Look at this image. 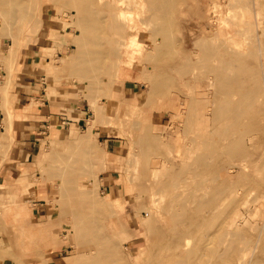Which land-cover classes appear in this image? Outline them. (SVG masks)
Wrapping results in <instances>:
<instances>
[{"label": "rangeland", "instance_id": "1", "mask_svg": "<svg viewBox=\"0 0 264 264\" xmlns=\"http://www.w3.org/2000/svg\"><path fill=\"white\" fill-rule=\"evenodd\" d=\"M108 1L113 2L114 10L100 15L98 26L100 38L107 42L94 46L103 58L98 69L88 72L86 69L93 64L84 58L74 68H61L67 56L78 54L77 40L84 33L76 2L0 0V46H13L10 54H0V58L13 56L6 67V81L10 85L21 69L14 54L19 57L21 48L42 40L50 46L44 52V58L49 57L50 62L44 59L37 71L43 73L47 92L64 93L79 106V112L71 116L73 123L42 138L41 150L21 164L11 180L13 183L28 175L27 181L35 187L13 195L7 184L0 188V229L7 234L3 249L16 255V264H66V256L73 255L78 257L73 264H97L96 250L79 239L74 215L61 212L57 184L70 178L78 184L93 186L95 197L105 206L116 202L108 201L113 197L121 203L115 208L118 211L103 210L98 219L104 220L109 233L116 237V255L121 258L117 264H156L166 254L175 252L173 245L178 242L171 239V212L162 207L163 202L162 206L152 203V191L158 188L150 185L149 179L153 177L156 182H169L165 200L179 195L184 204L188 202L184 206L189 215L199 208L196 196L221 197L217 207L201 212L212 216L213 224H221L224 230L238 212H244L241 244H252L254 248L258 243L257 249L248 254V264L257 260L255 264H264V93H255L254 110L243 115L245 128L235 127L230 116L214 120L210 114L208 121L203 119L208 109L203 99H215L217 106L221 96H225L221 93L230 89L218 82L217 74L208 65L222 63L229 53L235 52L229 46L245 52L251 50L242 51L245 67L251 73L257 72V79L252 78L250 84L264 89V50L261 54L257 43L259 35L264 39V0H165L173 5L168 11L154 8L159 0ZM120 6L128 18L137 22L156 15L160 24L159 16H166L168 36L153 32L148 24H139L137 30L127 24L113 26L112 21L120 20L116 16ZM139 29L144 32L140 31L142 35L136 38ZM226 31L232 32L234 41L222 37L223 32L229 35ZM134 33L139 40L131 47L127 41ZM205 37L213 45L210 50L199 44ZM221 37L226 46L220 42ZM156 38H160V44L153 54L150 47ZM83 47L87 49L89 44ZM139 48L142 50L138 51ZM232 90L228 91L240 98L238 90ZM194 99L195 115L191 110ZM91 100L103 105L104 113L90 137V146L97 150L99 162L89 169L88 153L72 145L70 138L73 134H88L89 122L95 118ZM81 117L84 119L74 122ZM215 133L221 134L209 139L214 145L209 151L202 134ZM71 197L76 199L77 194ZM37 202L44 207L40 216L36 215ZM20 205H25V218L18 210ZM185 217L179 228L189 234L191 219ZM38 225H42L45 235L29 230V226Z\"/></svg>", "mask_w": 264, "mask_h": 264}, {"label": "bare ground", "instance_id": "2", "mask_svg": "<svg viewBox=\"0 0 264 264\" xmlns=\"http://www.w3.org/2000/svg\"><path fill=\"white\" fill-rule=\"evenodd\" d=\"M71 1H73L74 3L76 2V4H77L78 11L81 13L79 25H81L85 31L83 30L84 33H82L80 38L77 40L78 47L80 48L78 54H74V55L72 54L70 56H67V58L63 60V64H62L61 68H63V69L74 68L76 65H78V63L82 60V58H84L93 64V65H91V67L87 68L86 70L88 72H94L96 69H98L101 58H103L102 53L100 51L96 50L94 46H96L100 43L104 44L107 42L106 38H104V37L100 38L99 33H98V26L100 23L99 17H100V15L105 13L106 11L110 12V11L114 10L113 9V2L108 1V0H71ZM122 1L123 0H120V3ZM157 2L158 3L154 6L155 9H158L161 11H168L169 9L173 8V5L166 3L165 0H159ZM133 3H135V1H133ZM229 4H232V3H229ZM119 8H120V12H116V16L120 17V20L112 21L113 26L114 25L115 26H121V25L127 24L128 27L133 30V29L139 27L138 26L139 24L140 25L141 24L142 25L148 24V25L152 26L151 29L153 32H155L157 34L164 33L166 36H168L169 30L165 25V21L167 20L166 16H159L162 19V22L160 24L156 19V15L143 17L142 22L141 21L137 22L131 18H128V15L123 12L121 6ZM229 18H230V16H229ZM251 24H253V23H251ZM137 29H135V30H137ZM239 29L237 28V30H239ZM138 31H137L138 32L137 36H135V33L131 34L129 40L127 41V45L130 46V44L132 43L134 46L138 43L139 38L138 39H136V38L139 35H142L141 32H144V30L141 31V29H139ZM234 32L236 33V30ZM252 32H253V30H252ZM224 33L225 32H223V36H222L223 38L225 35L229 41H231V40L234 41V39H232L233 34L231 31H226V33H229V35L228 34L226 35ZM243 33H242V35H243ZM263 33H261V34H263ZM239 34H241V33H239ZM247 35H249V34H247ZM210 39H212V41L215 40L214 37L213 38L211 37ZM222 39H219V40H222ZM219 40H216V41L218 42ZM159 41H160V38H156L152 41L153 46L151 45L152 47H150V51L153 54H154V50L157 52L156 47L158 46V44H160ZM248 41H251V40H248ZM220 42L222 43V45L226 44V43L225 44L223 43L224 39H223V41H220ZM257 43H258V47L261 51L260 53L262 54V50H264L263 49L264 39H262L260 35L258 36V42ZM86 44H89V48L84 49L83 46ZM132 44H131V47H132ZM199 44L203 45L205 48H208L209 50L213 48L212 43L208 42L206 37L202 38L199 41ZM218 44L220 45V43H218ZM229 45L230 44L228 43V46ZM12 47L13 46H11V48H9L6 55L8 53L9 54L11 53ZM229 48L232 49L233 51L235 49V52L229 53L227 55L228 57L226 59H223L222 63H218V64L217 63H214V64L209 63L208 65H209V68L213 72H215V75L217 74V76L219 78L218 82H221L222 86L223 85H229L231 91H233L232 89H234V88L237 89L238 92L240 93V98H235L234 95H232L230 93V91H228L230 89L227 90V88H226V90L228 92L225 90L221 93V95L224 94L225 96L224 95H223L224 97L221 96V99L219 100V103L217 106H215V103L217 100L215 101V99L205 97L206 99H203V100H205L204 102L207 101L206 103H208L207 104L208 109L205 113H203V119L205 122L208 121L210 118V114H211V116L213 114L214 120L215 119L218 120V118H220L223 115H225L227 118L230 116L234 120L235 127L240 126L241 127L240 129H242V128H245V123L242 120V117H244L243 115L245 113L249 114L252 112V110H254L253 109V102L257 100V96L255 95V93H264V89L261 90V88L258 84H256V85L254 84L252 86L250 84L252 78L257 79V72L253 71L251 73L249 71L248 67H245L244 62H243L244 59H243V52H242V51L245 52V50L240 51V49L237 47L238 48V51H237L236 50L237 48L234 46H233V48L231 46H229ZM215 49H216V47H215ZM137 50L141 51L142 48H139ZM249 51H251V50H249ZM249 51H247V52H249ZM247 52H245V53H247ZM106 53H108V52H106ZM210 54H211V52L209 51L208 56ZM214 56H215V54H214ZM82 61H84V60H82ZM185 69L186 68H184V70ZM251 74L253 75V77ZM211 84L212 83H210V86H211ZM212 87H215V86L212 85ZM221 88L225 89L223 87H221ZM215 98H216V96H215ZM95 100H91V103H92L91 105L93 106V110L95 112V118L93 119V122H89L88 134H82V135L73 134L70 138V143L72 145H74L76 147L77 146L82 147L88 153L87 154L88 155L87 164H89V169H90V166H93V165L97 164V162H99V160H98L99 156H98L97 150L92 149L90 146V137L92 136L94 129L97 126H99V124L101 123V116L104 113L103 105H98ZM195 102H197V101L194 99V101L192 102V105H191V110H192L194 115H195V111H196V110L194 111V109H195L194 106L197 105ZM199 103H201V102H199ZM198 105L201 108V106H200L201 104H198ZM200 108H199V110H200ZM191 120H193V119H191ZM229 125L230 124H228V126ZM218 127H220V126H218ZM11 128H10V131H11ZM71 132H75V131L72 130ZM78 134H79V132H78ZM219 134H221V133H215L214 135L202 134V137L206 138L205 144H206L207 149L209 151L213 150V148H214L213 143H211L209 139H211V137H213V136L214 137L219 136ZM232 145H234V143ZM229 147L231 148L233 146L229 145ZM146 148H147V145H146ZM107 153L108 152H106V154ZM69 158H71V157H69ZM76 159H77V157H76ZM82 160H84V159H82ZM81 166H82V164H81ZM69 167H71V166H69ZM89 169H87V170L89 171ZM70 170H71V168H70ZM77 170H79V169H77ZM80 171H82V170H80ZM71 173H74V172H71ZM79 174H80V172H79ZM27 176L22 175L15 182L6 185L7 187H9V190L11 189L12 195H13V193H20L21 194L24 189L35 187V185H33V183H30L27 181ZM149 180H150V185L152 188L155 186H158L157 190L154 188V190L152 191V194H151L152 203L154 206L155 205L157 206L159 203H161V206H162L163 203H165L164 206H162V207H164L165 210H167L168 212H171V215L169 218L171 221L170 222V229L173 231V234L171 235V239L172 240L175 239V241L178 242L176 245H173V247L176 249V251L173 253H170V254L165 253L166 254L165 255L166 261L164 259V260L159 261L156 264H245V263L248 264V263H250L251 259L250 258L248 259V254H249V252L254 251V249H255V247H257L258 243L254 245V248H253L252 244H249V245H242L241 244L242 238H243L242 217H244V215H245L244 212L243 213L241 212L242 214L238 212L237 215H235L233 217L231 222H229V224H228L229 226L227 227V229L224 230L223 226L221 224H219L218 226L213 224V222L211 221L212 216L207 217V216L203 215V213L201 212V211H203V209H212L214 207H217V204L220 203L222 200L221 197L218 198L217 196L214 195L210 199H203L202 198L203 195L201 197L196 196L195 200H197L198 204L197 203H195V204H197L199 206V208L196 207L197 210H195V212H193V214L189 215L188 214L189 212H187V210H185V206H184V205H187L188 202H187V204H186V202L184 204V201H181L182 198L180 200L179 195H175L173 198H169L167 200L164 199L165 196L167 197L166 191L168 190L169 182H164V181L156 182L155 178H153V177H151ZM149 180H148V182H149ZM2 187H4V186L2 185L0 188H2ZM151 187L147 188V189H149L148 191H150L152 189ZM223 187H224V185H223ZM145 190H146V187H145V189L142 190L143 193ZM223 191L224 190H222L220 193H222ZM56 192H61V195H60L61 196L60 208L62 210L61 212L62 213L71 212L74 215V224H75L77 232L79 233V239L84 244L92 246V248L96 250V255H95L96 263L97 264H117V261L120 257H118L116 255V241H115L116 237H114V233H109V231H108L109 226L106 224V222L104 220H102V222H100L98 219H99V213L103 212V210H108V211L114 210L115 211L116 210L115 208H119L121 205L119 200H117V198H115V197L110 198L108 200V201H110V203L112 201H113V203H114V201H116V202L114 204H111L109 207L105 206L101 201H99L95 197L94 192H93V186H85V185L78 184L76 181L73 182V180H71L70 178L69 179L67 178V179L60 181L57 184ZM75 193L77 194V198L73 199L71 197V195L75 194ZM190 194L192 195L191 192H190ZM6 195L11 196L8 193ZM207 195H206V197L208 198ZM8 197H6V198H8ZM9 199H10V197H9ZM177 204H180V207L178 206V209H177ZM25 205H20V207L18 209L19 212L21 211V215L23 216V218H25V216H24L25 208H23ZM162 207H161V209H162ZM187 207L188 206H186V208ZM23 211H24V213H23ZM116 211H118V210H116ZM259 213H260V211H259ZM150 214H152V213H150ZM186 215L188 216V218L190 217V219H191L190 224L192 225L191 229H189V232H190L189 234L186 232L187 230L185 231V230H182L181 228H179V224L183 223L185 218H187V217H185ZM66 216H68V215H66ZM151 217H152V215H151ZM65 219H66V217H65ZM143 219L145 220L146 218H143ZM112 222L114 223L113 219H112ZM172 222H173V225H171ZM29 230L35 231V232L42 234V235H45L42 225L29 226ZM246 231L248 232L247 229H246ZM168 237H170V236H168ZM245 237H246V235H245ZM162 238H165V237L163 236ZM199 240H203V242L201 243V241L199 242ZM249 240H251V239H249ZM192 241H195V242L193 243ZM247 242H249V241L247 240ZM49 244H52V243L48 242V245ZM244 244H247V243L245 242ZM93 249H91V250H93ZM163 258H164V256H163ZM76 259H78L77 255L76 256H74V255L73 256H66V264H71V263L73 264V262ZM254 262L256 263V262H258V260L254 261ZM254 262L253 263L251 262V264H255ZM93 263H95V262L93 261ZM121 264H125V263H121Z\"/></svg>", "mask_w": 264, "mask_h": 264}, {"label": "crops", "instance_id": "3", "mask_svg": "<svg viewBox=\"0 0 264 264\" xmlns=\"http://www.w3.org/2000/svg\"><path fill=\"white\" fill-rule=\"evenodd\" d=\"M46 43L34 41L20 49L19 57L14 54L21 69L10 85L6 81V67L13 56L0 58V186L11 183L17 176L18 167L41 150L42 138L48 137L53 130H64L73 123L71 116L79 112L78 103L71 97L47 92L42 81L43 73L37 71L38 66L44 64V59L50 62L49 57L44 58L45 49L50 47ZM9 48L0 46V54H6ZM83 119L81 117L74 122ZM35 204L36 215L40 216L44 207L38 206V202ZM2 230L0 264H16V255L9 249H3L7 234Z\"/></svg>", "mask_w": 264, "mask_h": 264}, {"label": "built area", "instance_id": "4", "mask_svg": "<svg viewBox=\"0 0 264 264\" xmlns=\"http://www.w3.org/2000/svg\"><path fill=\"white\" fill-rule=\"evenodd\" d=\"M67 120H69V119H66V121H67ZM66 121H65V122H66Z\"/></svg>", "mask_w": 264, "mask_h": 264}]
</instances>
